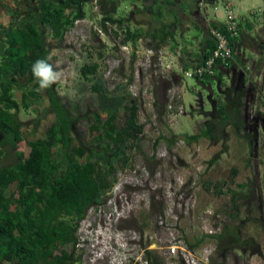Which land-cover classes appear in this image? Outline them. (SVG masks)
Returning <instances> with one entry per match:
<instances>
[{"label":"rangeland","instance_id":"1","mask_svg":"<svg viewBox=\"0 0 264 264\" xmlns=\"http://www.w3.org/2000/svg\"><path fill=\"white\" fill-rule=\"evenodd\" d=\"M112 1L118 6L115 17L126 20L122 27L109 24L105 32L100 0H94L85 7L86 17L76 22L63 41L50 35L47 38L54 64L64 74L55 84L60 94L86 96L89 86L80 69L86 63H98L110 91L121 85L138 99L139 121L145 124L133 161L119 172V180L105 202L90 210L80 225L77 264H148V251L162 264H264L263 131L260 129L254 149L237 137L232 127L226 128L225 141L221 137L220 142L202 138L191 142L178 139L172 146L169 143L172 135L199 133L198 122L207 119L198 109L212 112L211 96L218 106L223 103L217 79L199 82L187 77L179 60L185 55L182 41L192 47L205 38L191 14L198 13L201 21H211L212 25L221 24L232 3L237 20L248 17L260 26L255 32L259 44L249 51L259 57L264 54V0H216L204 6L198 0H183L184 4L174 6L192 19L186 22L182 15L173 13V7L153 5V0ZM160 2L164 4L165 0ZM171 22L176 27L178 22L193 24L181 33L186 39L174 37L160 42L157 36L155 41L153 35H160L162 25ZM126 29L138 33L141 39L136 44L124 43ZM176 53L179 61H174L172 54ZM248 65L252 90L246 98V112L250 121L256 122L257 117L263 124L264 55ZM222 82L224 89L231 85L227 77ZM170 89L182 96L185 111L181 115L169 108ZM15 98L20 102V91H15ZM29 105L19 111L25 125L18 150L26 155L30 151L28 143L44 137L55 120L53 114L44 116L49 106L47 96ZM163 106L167 110L163 111ZM39 116L42 119L36 127ZM222 150L226 152L209 164ZM2 163L0 160V166ZM249 187L253 193L248 196ZM231 191L240 195L237 200ZM226 228H239L241 242L247 243L224 253L220 246L221 242L228 244L224 241Z\"/></svg>","mask_w":264,"mask_h":264},{"label":"trees","instance_id":"2","mask_svg":"<svg viewBox=\"0 0 264 264\" xmlns=\"http://www.w3.org/2000/svg\"><path fill=\"white\" fill-rule=\"evenodd\" d=\"M93 1L44 0L37 26L24 22L20 27L12 24L6 38L0 31V160L4 163L0 166V264H77L81 223L90 210L105 202L106 195L119 180V172L133 161L135 148H140L145 124L139 121L138 99L121 85L110 91L98 63H86L80 69L89 86L86 96L60 94L55 84L37 91L38 83L32 74L37 60L48 59L54 70H59L51 56L48 36L63 41L76 22L86 17L85 7ZM153 2L158 4L160 0ZM166 2L174 5L173 0ZM100 7L105 32L109 24L122 27L126 22L115 17L118 6L112 0L104 4L100 0ZM162 27H166L165 33L171 28ZM163 31L153 35L155 41L158 42L159 36L160 42H167L168 35ZM140 39L138 33L126 29L123 42L136 44ZM237 39L232 40L234 45ZM208 45L210 51L197 65L204 63L216 48L213 39ZM196 79L219 80L225 102L218 106L214 95L211 96L213 111L198 109L207 119L198 122L199 133L172 135L170 145L178 139L191 142L205 138L220 142L222 137L225 141V130L232 127L235 135L254 149L261 136V127H257L260 119L250 121L246 112V98L252 87H247L245 77L234 79L225 89L218 76ZM16 90L21 92L20 102L15 98ZM44 96L49 102L44 116L53 114L55 120L44 137L28 143L30 151L26 155L18 150L24 140L21 130L25 125L19 111L21 107L28 109L29 103L39 102ZM178 105H183L182 98ZM175 110L179 115L178 106ZM41 119L42 116L36 119V127ZM225 152L217 153L209 164L213 165ZM249 191L248 196L253 193L250 187ZM231 192L237 200L240 195ZM224 234V241L228 240V244L221 242L220 250L224 253L247 243L241 242L239 228L232 231L226 228ZM146 255L148 264H162L158 258H152L151 251Z\"/></svg>","mask_w":264,"mask_h":264},{"label":"crops","instance_id":"3","mask_svg":"<svg viewBox=\"0 0 264 264\" xmlns=\"http://www.w3.org/2000/svg\"><path fill=\"white\" fill-rule=\"evenodd\" d=\"M173 1H174V5H176V4H184V3H182L183 0H173ZM215 1L216 0L211 1L212 4L213 3L215 4ZM239 1L241 3H243V2H245L247 0H239ZM199 2H200V0H199ZM199 2H197V3L199 4ZM152 4L155 5L154 2ZM159 4H161L163 6H166L167 8L168 7H173V11L174 12L172 10H168V12H173V13H175V15H176V13H177V15H179V14L182 15V17H184L183 20H185L183 22L192 20L191 18H188L185 15L186 11L183 12L182 9H179L178 7H175L174 5H169L166 2V0H165L164 4H162L161 2H159L158 5ZM232 5L233 4L231 3L228 6L229 10L227 12V16L230 13L232 15L236 16L233 13V9L234 8L232 7ZM191 15L193 16V18L195 20H197L198 25H201V28H202L203 32L205 33V38L202 41H198V43L194 44L192 47L186 46L184 44V42L182 41L183 48H184L183 50H184V54L185 55L183 57L179 56L180 57L179 60L184 63L182 65L183 69H184V67L186 65H190V67H194L195 65H197V63L204 58V54L206 52L210 51V50H208L209 49V45L208 44L212 40V38L210 37V34H209V28H208V24L206 23V21L203 19L202 20L203 22H202L200 20L201 16H199L198 13H195L194 15L191 14ZM236 18H237V16H236ZM177 19H178V17H177ZM216 25H219V24H216ZM169 26H171V28H170V30H168L169 31L168 33H165L166 32L165 31L166 27H161L162 31L164 30L165 32L164 31L163 32L168 35L167 36L168 38L172 39L174 37L175 38L179 37L180 39L185 40L186 38L182 37L181 33L182 32L185 33V31L190 29V26H193V24L189 25L188 23H186V25L184 26V25H182V23L178 22V26L176 27L175 26V22H173V23L171 22L169 24ZM257 28H260V26L257 25L256 22L252 21L251 18L243 17L242 20L239 21V31L240 32H239L238 39L236 40V44L234 45V57L235 58H233V60L229 64H221L217 68L216 76L220 77L221 81H223L227 77V78H229V80L232 83L234 79H238V78L242 79L243 77H245L247 87H249L250 84H252V83H250V79H249L250 78V74H249V72L247 73L246 68L249 66L248 65L249 63L257 62V60L258 59L259 60L262 59V57L264 55V54H259V57H258V54H255L253 52H249L250 49H251L250 48L251 46H253L254 44H256V45L259 44L257 40L255 41V38H256V33L255 32H256ZM173 29H174V31H173ZM260 44H262V43H260ZM248 53H250V54H248ZM172 55L175 57L174 61H179L177 53L176 54H172ZM217 82H218V89H219V85H220L221 82L219 80H217ZM210 88H211V86H210ZM224 102L225 101L223 99V103ZM259 125L261 127V130L264 133V123L263 124H259Z\"/></svg>","mask_w":264,"mask_h":264},{"label":"built area","instance_id":"4","mask_svg":"<svg viewBox=\"0 0 264 264\" xmlns=\"http://www.w3.org/2000/svg\"><path fill=\"white\" fill-rule=\"evenodd\" d=\"M211 0H200V5H205ZM209 28V34L216 43V48L208 59L201 65H195L191 70H185V75L190 78L203 79L206 76H216L217 68L221 64H228L234 58V44L232 40L239 36V21L236 16L231 13L225 18L219 27L212 26L211 21H206ZM221 26V27H220ZM170 95V109L179 107V115L183 114L185 108L183 105H178L179 99L182 98L174 89L169 90Z\"/></svg>","mask_w":264,"mask_h":264},{"label":"flooded vegetation","instance_id":"5","mask_svg":"<svg viewBox=\"0 0 264 264\" xmlns=\"http://www.w3.org/2000/svg\"><path fill=\"white\" fill-rule=\"evenodd\" d=\"M43 1L44 0H0V31H3L5 36L8 32V28L12 26V24H18L17 27H20L21 22L37 26V19L40 15ZM259 126L260 125L257 124V127Z\"/></svg>","mask_w":264,"mask_h":264},{"label":"clouds","instance_id":"6","mask_svg":"<svg viewBox=\"0 0 264 264\" xmlns=\"http://www.w3.org/2000/svg\"><path fill=\"white\" fill-rule=\"evenodd\" d=\"M32 74L38 83L37 91L48 89L60 82L64 75L63 72L54 70V66L48 62V59L37 60L32 66Z\"/></svg>","mask_w":264,"mask_h":264}]
</instances>
